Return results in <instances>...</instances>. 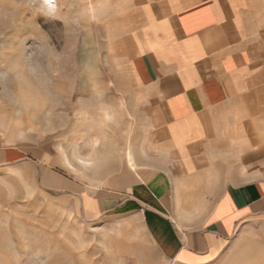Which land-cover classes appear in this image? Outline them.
<instances>
[{
  "label": "crops",
  "instance_id": "0c3cea01",
  "mask_svg": "<svg viewBox=\"0 0 264 264\" xmlns=\"http://www.w3.org/2000/svg\"><path fill=\"white\" fill-rule=\"evenodd\" d=\"M145 5L129 61L161 151L66 188L88 219L135 216L163 261L264 264V0ZM22 157L47 182L46 152L0 145V163Z\"/></svg>",
  "mask_w": 264,
  "mask_h": 264
},
{
  "label": "rangeland",
  "instance_id": "374dc122",
  "mask_svg": "<svg viewBox=\"0 0 264 264\" xmlns=\"http://www.w3.org/2000/svg\"><path fill=\"white\" fill-rule=\"evenodd\" d=\"M151 1L0 0V145L51 166L41 182L32 157L0 163V264H172L135 216L88 219L66 188L161 151L129 61Z\"/></svg>",
  "mask_w": 264,
  "mask_h": 264
},
{
  "label": "snow or ice",
  "instance_id": "6c2138e0",
  "mask_svg": "<svg viewBox=\"0 0 264 264\" xmlns=\"http://www.w3.org/2000/svg\"><path fill=\"white\" fill-rule=\"evenodd\" d=\"M209 259H211V258H209ZM213 264H218V261H213Z\"/></svg>",
  "mask_w": 264,
  "mask_h": 264
},
{
  "label": "bare ground",
  "instance_id": "6f19581e",
  "mask_svg": "<svg viewBox=\"0 0 264 264\" xmlns=\"http://www.w3.org/2000/svg\"><path fill=\"white\" fill-rule=\"evenodd\" d=\"M129 156V155H128Z\"/></svg>",
  "mask_w": 264,
  "mask_h": 264
}]
</instances>
